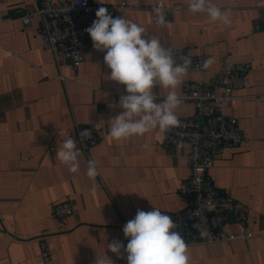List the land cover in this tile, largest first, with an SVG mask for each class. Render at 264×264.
<instances>
[{"label":"crops","instance_id":"0c3cea01","mask_svg":"<svg viewBox=\"0 0 264 264\" xmlns=\"http://www.w3.org/2000/svg\"><path fill=\"white\" fill-rule=\"evenodd\" d=\"M39 1L0 0V264H41V236L50 245V264H97L104 255L115 264H127L126 253L119 259L107 245L119 240L126 247L123 227L137 209L158 208L166 214L184 205L178 186L189 173L188 143L165 149L159 130L114 141L109 120L123 111L118 102L127 94L126 86L109 79L105 53L93 43L84 45L77 70L45 51L37 38L39 19L27 24L20 19L23 7ZM121 1L126 7L112 12L114 18L137 23L165 47H187L205 60L214 58L208 69L188 70L183 81H209L224 56L253 62L244 87L234 90L235 98L223 108L238 119L248 141L220 144L208 173L216 190L248 207L247 225L255 233L264 232V0H212L222 10L231 9L230 26L212 22L206 14H191L188 0H162L171 30L152 23L151 12L143 7L156 0L103 3ZM153 90L161 99L167 94L159 86ZM176 114L188 117L195 109L182 99ZM74 122L93 127L99 135L89 150L78 147V173L56 158ZM91 159L97 162L95 179L86 174ZM57 201L74 209L63 222L51 216ZM230 220L225 227L235 231ZM188 254L190 264H264V239L189 243Z\"/></svg>","mask_w":264,"mask_h":264},{"label":"built area","instance_id":"2783aa9c","mask_svg":"<svg viewBox=\"0 0 264 264\" xmlns=\"http://www.w3.org/2000/svg\"><path fill=\"white\" fill-rule=\"evenodd\" d=\"M158 5L167 9L162 0L143 6L151 12L152 23H158L152 11ZM101 6L106 7L111 14L123 10L126 3L121 1L95 4L89 0H40L34 7H23L20 19L23 24L29 23L33 18L39 19L37 38L41 47L51 53L56 61L68 60L71 67L77 70L84 59V45L93 43L86 29L97 19L95 13ZM172 51L178 62H182L181 55H187L191 59L189 70L203 68V54L192 53L187 47L172 48ZM252 65V61H232L224 56L219 70L209 81H183L180 97L192 103L195 114L179 118V126L163 133L161 146L165 149L182 141L188 143L186 157L189 173L178 186V197L184 205L176 211L166 213L176 223L175 230L187 244L229 242L255 236L264 239V232L255 233L247 225L248 207L216 190L211 185L208 173L213 165L214 153L220 144L242 145L248 141L240 129L238 119L225 114L223 108L235 98L232 92L244 87ZM216 87H221L222 93H216ZM85 129L89 135L82 137L80 133ZM68 137L74 138L77 147L82 150H89L99 140V135L93 127L76 122L69 127ZM231 212L234 214L235 231H229L225 227L231 221ZM73 213L74 209L67 201H57L51 208V216L60 222ZM201 231L207 234L201 235ZM38 249L41 264H50L51 249L44 236L38 238Z\"/></svg>","mask_w":264,"mask_h":264},{"label":"clouds","instance_id":"9594fccd","mask_svg":"<svg viewBox=\"0 0 264 264\" xmlns=\"http://www.w3.org/2000/svg\"><path fill=\"white\" fill-rule=\"evenodd\" d=\"M98 2L103 4V0ZM152 11L159 25L173 28L172 22L166 19L163 6H155ZM188 11L193 15L206 14L212 22L224 26L232 23L231 9L222 10L212 0H188ZM95 15L97 19L86 31L94 49L105 53L104 63L111 70L109 79L125 85L127 93L121 95L118 102L123 111L109 120L110 137L114 141L128 140L153 130L165 133L179 126L176 110L182 99L177 89L188 74L191 59L181 55L182 62H178L170 47L149 36L137 23L123 16L114 18L106 7H99ZM213 64L214 58L210 57L203 61L202 67L208 69ZM157 86L167 90L162 99L153 90ZM80 135L86 137L89 132L85 129ZM79 156L77 142L72 137L66 138L56 152V158L71 173L80 170ZM86 174L90 179L99 175L95 159L88 161ZM176 228L172 218L158 208L147 212L137 209L135 217L123 227L128 239L126 247L123 242L113 240L107 248L119 259L126 253L127 264H190L188 244ZM206 234L201 231V235ZM97 264L115 262L104 255Z\"/></svg>","mask_w":264,"mask_h":264},{"label":"water","instance_id":"95a60500","mask_svg":"<svg viewBox=\"0 0 264 264\" xmlns=\"http://www.w3.org/2000/svg\"><path fill=\"white\" fill-rule=\"evenodd\" d=\"M233 217H234V214H233V212H231V213H230V218L233 219Z\"/></svg>","mask_w":264,"mask_h":264}]
</instances>
